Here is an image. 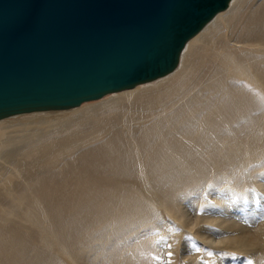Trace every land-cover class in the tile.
Masks as SVG:
<instances>
[{"label":"bare ground","instance_id":"6f19581e","mask_svg":"<svg viewBox=\"0 0 264 264\" xmlns=\"http://www.w3.org/2000/svg\"><path fill=\"white\" fill-rule=\"evenodd\" d=\"M261 176L264 0H231L167 75L0 119V264H264V218L183 207L220 204L214 188L256 199Z\"/></svg>","mask_w":264,"mask_h":264},{"label":"water","instance_id":"95a60500","mask_svg":"<svg viewBox=\"0 0 264 264\" xmlns=\"http://www.w3.org/2000/svg\"><path fill=\"white\" fill-rule=\"evenodd\" d=\"M231 0H0V119L172 72Z\"/></svg>","mask_w":264,"mask_h":264},{"label":"rangeland","instance_id":"374dc122","mask_svg":"<svg viewBox=\"0 0 264 264\" xmlns=\"http://www.w3.org/2000/svg\"><path fill=\"white\" fill-rule=\"evenodd\" d=\"M260 181L263 184V190L259 192L256 199L253 190L247 195L245 200L242 198L233 201L231 200V194L229 195V193H227L225 190L222 191L218 188H214L204 196V199L211 200L213 203L219 202L220 204H216L215 207L210 208L199 207L198 201L202 196L200 195V192H197L192 195L193 198L183 200V207L186 212L191 215H193L196 211H199V213H203L211 217L216 216L221 219L240 221L241 223H249L250 221L262 219L264 218V176L260 177ZM189 240V235L186 237L184 235L181 241V247L186 246V244H189L187 245V253L189 252V255H193L192 252H198L196 250L197 248L200 249L199 252H204L205 249H207V243L204 245L201 244L202 242H198L199 245L196 243L197 245H194L193 247L190 244ZM166 244H168V242H165L163 245L166 246ZM222 255L225 260L228 259V255H226L224 252H222ZM245 260L246 261L244 262V264H248V262L251 261L250 257H246ZM241 261L242 258L236 255L233 256V260L231 263L240 264Z\"/></svg>","mask_w":264,"mask_h":264},{"label":"snow or ice","instance_id":"6c2138e0","mask_svg":"<svg viewBox=\"0 0 264 264\" xmlns=\"http://www.w3.org/2000/svg\"><path fill=\"white\" fill-rule=\"evenodd\" d=\"M164 239H165L164 237H161V240H164ZM189 239H191V237H189ZM166 246H167V248H169V249L172 248V245H171V244H167ZM196 250H197L198 252L200 251L199 248H197ZM172 255H173V253H172L171 251H169V252L167 253V256H168L169 258H171ZM212 255H213L212 252H208V256H212ZM155 259H156L157 261H160V260H161V257L157 256V257H155ZM165 264H172L171 259L167 260V261L165 262ZM205 264H206V262H205ZM248 264H251V261H249Z\"/></svg>","mask_w":264,"mask_h":264}]
</instances>
